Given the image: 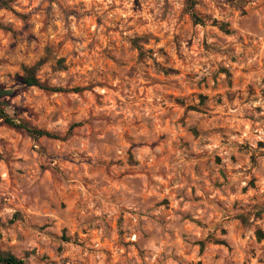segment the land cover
I'll return each instance as SVG.
<instances>
[{
    "label": "rangeland",
    "instance_id": "obj_1",
    "mask_svg": "<svg viewBox=\"0 0 264 264\" xmlns=\"http://www.w3.org/2000/svg\"><path fill=\"white\" fill-rule=\"evenodd\" d=\"M0 89L1 252L264 264V0H0Z\"/></svg>",
    "mask_w": 264,
    "mask_h": 264
},
{
    "label": "trees",
    "instance_id": "obj_2",
    "mask_svg": "<svg viewBox=\"0 0 264 264\" xmlns=\"http://www.w3.org/2000/svg\"><path fill=\"white\" fill-rule=\"evenodd\" d=\"M229 1H235V0H229ZM193 17L195 19V22L197 24L202 23V20L196 16V14H193ZM221 29L225 30V25L221 26ZM134 46L137 49H141V46L138 44V40L133 41ZM63 61L60 60L59 63H62ZM25 76L23 78L24 85L27 87H38L40 89L49 90L52 92H60L61 89L56 88H48L45 84H43L39 79L36 78L34 75L33 68H25ZM13 94L12 89H0V119L4 120L9 125H12L15 128H23L26 129L29 133L35 136H47L52 138L53 136L49 134L46 131L39 130V129H32L28 128V126L24 124H16V122L9 116L7 110H6V100L5 98L8 96H11ZM259 236V240L263 239L262 232L257 233ZM218 243H225V242H218ZM0 264H26V262L22 259H19L18 257L11 255V254H5L0 251Z\"/></svg>",
    "mask_w": 264,
    "mask_h": 264
}]
</instances>
